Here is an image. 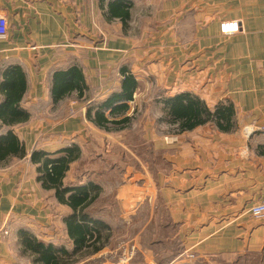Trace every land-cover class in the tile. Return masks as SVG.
<instances>
[{"label": "crops", "instance_id": "obj_1", "mask_svg": "<svg viewBox=\"0 0 264 264\" xmlns=\"http://www.w3.org/2000/svg\"><path fill=\"white\" fill-rule=\"evenodd\" d=\"M114 1L0 0V14L8 19V31L0 36V83L10 66L21 67L27 87L20 106L30 115L12 127L0 119V136L13 130L27 151L23 158L0 162V217L12 223L21 252L20 229L73 250L64 223L71 209L42 187L30 156L77 144L80 158L71 163L65 184L100 185L93 215L113 232L114 218L131 230L123 241L112 237V244L78 255L73 264L108 254L117 259L109 255L103 264H198L197 259L210 258L220 259L213 264H246L252 258L264 264V216L250 212L264 201V0H121L125 18L110 12ZM135 16L141 21L137 32ZM229 19L240 21L241 30L223 35L220 23ZM71 65L82 69L84 97L74 90L55 100L53 74ZM123 67L138 81L126 112L131 120L108 130L89 119L87 109L120 90ZM181 92L198 96L211 109L232 102L238 128L223 132L207 122L174 132L161 99ZM152 105L159 108L158 128L143 120L141 134L152 142L159 163L149 165L146 158L134 168L123 161L137 149L130 150L128 133H120ZM144 151L146 157L152 152ZM116 153L120 164L111 162ZM110 201L122 210L115 214ZM144 204L161 205L163 211L142 215ZM140 219L144 223L138 226ZM155 219L159 238L152 239ZM168 230L180 241L175 254L164 237ZM132 251L129 260L121 258Z\"/></svg>", "mask_w": 264, "mask_h": 264}, {"label": "trees", "instance_id": "obj_2", "mask_svg": "<svg viewBox=\"0 0 264 264\" xmlns=\"http://www.w3.org/2000/svg\"><path fill=\"white\" fill-rule=\"evenodd\" d=\"M120 1L111 2L110 12L125 18L128 12L123 11ZM121 70L123 78L120 90L112 92L103 101L87 109L89 119L108 130L123 127L131 120L126 112L138 81L127 68L123 67ZM26 87V77L20 66H10L4 72L0 83L3 95L0 101V119L3 125L12 127L29 119V113L20 106ZM84 88L86 81L78 65L57 70L53 74L52 94L55 100L70 95L74 90L82 98ZM161 101L164 105V118L174 132L192 130L207 122H213L223 132H232L238 128L236 110L230 101L211 109L204 100L189 92L165 96ZM92 111L94 115H91ZM106 111L109 112L107 116ZM80 154L81 149L77 144L53 153L44 150H34L31 153L30 160L37 165V180L44 189L54 190L56 199L71 209L64 223L74 248L70 251L64 246L42 242L29 230L20 229L19 243L22 253L29 256L30 264H73L78 260V255L94 254L111 243L113 228L91 212L100 201L101 186L91 181L75 186H68L64 182L71 163L78 160ZM26 155L25 144L13 130L9 129L0 136V162L8 163L14 157L23 158Z\"/></svg>", "mask_w": 264, "mask_h": 264}, {"label": "rangeland", "instance_id": "obj_3", "mask_svg": "<svg viewBox=\"0 0 264 264\" xmlns=\"http://www.w3.org/2000/svg\"><path fill=\"white\" fill-rule=\"evenodd\" d=\"M134 20H135V23L136 22L137 23L133 24L134 28H132V30L134 32H137L139 30V22H141V21H139L140 20L139 17H136V16H135ZM158 112H159V108L157 105L150 106L148 108L147 114H145V115H144V108L140 109L135 116L136 121L133 122L132 127H130L127 130H124V132L120 133L123 136L125 135V132L128 133V134H126L125 137H126V143H127L126 145L130 148V150L131 149L132 150L137 149L135 151L128 152V155L124 156L125 161H123V162L125 164L126 163L130 164V165H132L131 167H134V168L136 165L141 166L140 162L147 163V161L149 162V165H158V163H159L158 153L153 152V147L151 144L152 142L148 143L147 140H143L142 134H141V129L143 126V124H141V123L143 120H148L149 122L152 123L151 125H154L155 127L158 128V122L155 121V120H157ZM161 127H162V124H161ZM168 129H169V127H168ZM170 129L173 130V128H170ZM147 147H150V149L152 150V152H150V153L148 152L149 153L148 157H146L147 152L144 151ZM115 155L117 156L116 159L113 157L111 158L112 163H116L118 161L117 159H118L119 155L117 153ZM146 158L148 159L147 161H146ZM133 159H134V161H133ZM83 160H85V159H83ZM108 163H110V161H108ZM118 163L120 164V161H118ZM121 164H122V162H121ZM134 164H136V165H134ZM107 182L109 183V184H107L109 186L108 190H113V187L110 185L111 184L110 181H107ZM99 204H100V202L95 204L93 209L94 210L97 209L99 207ZM110 204L113 206L112 209H114L115 214H117L120 210H122V208L120 206H118L116 203H113L112 201H110ZM150 205H149L150 208L147 207L148 206L147 204H144V206L142 205L143 206V210L141 212L142 215L145 214L148 210L153 212V214H154V211L156 214L159 213L160 211H163V207L161 205H155V204L153 206H152V204H150ZM115 206H118L119 210L116 209ZM122 207L124 209V206H122ZM129 209H131V207ZM113 222H114V225L117 226L113 232V240L115 239L116 241H120V240L123 241L124 238H126L124 235L127 232H129V230H131V228H128L126 226V223L125 222L123 223V221H120V219L114 218ZM158 222L159 221L157 219L151 221L149 230L151 232V238L152 239L159 238ZM135 223H136V225L139 226V225L144 223V220L140 219V220H137ZM11 225H12V223H11ZM11 225L8 222V224H7L8 233L4 234L0 237V242L3 241L4 239H6L5 241H3L5 243L1 246L3 252H0V264H29L30 258L28 255H26L20 251V247H18V242L16 241L17 235H15V231H13L14 229H13V226H11ZM19 225H20V223L15 222L14 226L19 227ZM135 230H136V228H135ZM132 231H133V228H132ZM167 233L169 235H165L164 237H166V236L169 237V240H167V242L170 243V247H172V249L174 250L173 252L172 251H170V252H171V254H175L176 251L181 249L180 241L176 236L170 234V233H172V230H168ZM173 234H174V230H173ZM111 244H112V242H111ZM165 250H166V248L163 247L161 252L164 253ZM156 251H158V250H156ZM248 256H251V255H248ZM107 257L109 258V260H114L116 258L115 255H114V257H115L114 258L113 256H111V254H108L105 257L93 258V259H90V257L87 256V260L84 262H81V264H103L104 260ZM123 257L124 256L122 255L121 258H123ZM195 259L196 258H194L193 260L196 261ZM197 260L199 261L198 264H213V262L220 260V259L212 260L210 258L207 260L206 259H202V260L197 259ZM221 264H226V262L222 261ZM246 264H257V261L255 258L247 259Z\"/></svg>", "mask_w": 264, "mask_h": 264}, {"label": "built area", "instance_id": "obj_4", "mask_svg": "<svg viewBox=\"0 0 264 264\" xmlns=\"http://www.w3.org/2000/svg\"><path fill=\"white\" fill-rule=\"evenodd\" d=\"M241 30V24L238 20H223L220 23V31L223 35H231ZM8 31V19L0 14V36L6 35ZM250 212L257 217L264 216V201L257 203L251 207ZM8 233V226L0 217V237ZM134 251L124 255L123 260H129L133 256Z\"/></svg>", "mask_w": 264, "mask_h": 264}]
</instances>
